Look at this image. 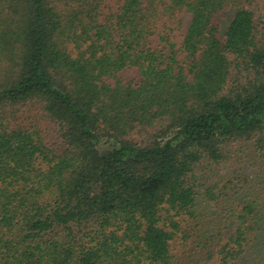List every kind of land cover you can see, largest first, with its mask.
I'll use <instances>...</instances> for the list:
<instances>
[{"label":"trees","instance_id":"1","mask_svg":"<svg viewBox=\"0 0 264 264\" xmlns=\"http://www.w3.org/2000/svg\"><path fill=\"white\" fill-rule=\"evenodd\" d=\"M0 264H264V0H0Z\"/></svg>","mask_w":264,"mask_h":264},{"label":"rangeland","instance_id":"2","mask_svg":"<svg viewBox=\"0 0 264 264\" xmlns=\"http://www.w3.org/2000/svg\"><path fill=\"white\" fill-rule=\"evenodd\" d=\"M234 15V11L233 10H229L226 12L225 17L223 19V27L225 28L228 24V22L232 19ZM182 19H183V27L181 30V34L177 37L178 40L182 39V35L184 34L188 23H189V19L190 16L187 13H184L182 15ZM122 76H124L126 79H134L136 77L139 76L138 70L135 68H126L121 72ZM139 139H141L139 137ZM105 146H107V144L104 143ZM234 148H239V146H235ZM248 155L251 154L250 151H247ZM258 161V159H255L252 163H256ZM231 163H224L221 165H214V166H208V164H206V168L204 171H198V183L200 184H206L208 182H215V181H220L222 180L226 175L229 174V172H231ZM198 191V200H197V207H196V211L198 214V218L197 220H194L190 223V225L192 226H198L199 224L202 225L207 221H210L212 219L213 216V208L210 206L209 202L206 200V197L203 196L202 192H203V187H198L197 188ZM199 227V226H198ZM200 229V228H199ZM189 242H192V240L190 239ZM185 248V249H184ZM183 248V251L185 250V258L188 259L190 256H192L191 259H193L194 262H196V258L193 257V245L190 244L188 246H185ZM189 256V257H188ZM190 259V260H191Z\"/></svg>","mask_w":264,"mask_h":264}]
</instances>
